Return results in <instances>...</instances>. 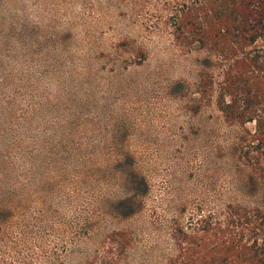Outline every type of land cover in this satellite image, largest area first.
<instances>
[{
  "label": "rangeland",
  "instance_id": "obj_1",
  "mask_svg": "<svg viewBox=\"0 0 264 264\" xmlns=\"http://www.w3.org/2000/svg\"><path fill=\"white\" fill-rule=\"evenodd\" d=\"M176 1L0 0V264H172L199 204L264 206Z\"/></svg>",
  "mask_w": 264,
  "mask_h": 264
},
{
  "label": "trees",
  "instance_id": "obj_2",
  "mask_svg": "<svg viewBox=\"0 0 264 264\" xmlns=\"http://www.w3.org/2000/svg\"><path fill=\"white\" fill-rule=\"evenodd\" d=\"M176 5L165 20L174 41L206 56L195 111L214 103L226 121L247 130L238 160L264 181V0H177ZM213 59L215 69L207 66ZM174 237L178 254L172 264H264V206L240 200L199 204L186 222L176 221Z\"/></svg>",
  "mask_w": 264,
  "mask_h": 264
}]
</instances>
